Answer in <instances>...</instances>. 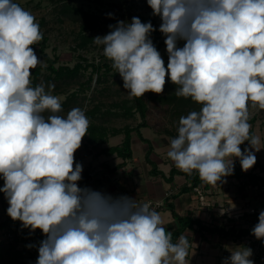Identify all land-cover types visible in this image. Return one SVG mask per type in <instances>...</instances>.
Wrapping results in <instances>:
<instances>
[{
    "label": "clouds",
    "instance_id": "obj_1",
    "mask_svg": "<svg viewBox=\"0 0 264 264\" xmlns=\"http://www.w3.org/2000/svg\"><path fill=\"white\" fill-rule=\"evenodd\" d=\"M146 2L161 20L166 67L150 38L157 30L151 21H117L93 42L103 46L129 98L163 93L167 77L177 97L201 105L179 118L167 152L176 168L211 185L233 174L236 159L248 171L257 162L251 149H261L250 134L249 109L264 110V0ZM42 39L30 11L0 0V193L13 221L45 236L35 264H190L187 237L173 243L149 203L79 186L83 165L75 152L90 122L79 107L59 115L61 98L44 84L31 86L42 63L31 46ZM251 234L264 241V210ZM252 256L251 248L236 246L221 264H255Z\"/></svg>",
    "mask_w": 264,
    "mask_h": 264
},
{
    "label": "rangeland",
    "instance_id": "obj_2",
    "mask_svg": "<svg viewBox=\"0 0 264 264\" xmlns=\"http://www.w3.org/2000/svg\"><path fill=\"white\" fill-rule=\"evenodd\" d=\"M14 2L30 11L39 23L41 32L48 36L45 45L47 55L40 49L41 41L31 46L38 59L42 61L40 65L47 66L48 59H55L56 66L62 64L74 66L77 62L84 64L93 62L98 65L112 64L103 55V46L96 45L93 38L107 34L110 31L109 25H115L120 20L130 22L132 17H139L142 22L151 21L157 30L151 34L150 38L153 44L158 47L157 50L161 53L164 62L168 60L164 43L165 37L159 31L161 20L152 15V9L147 5L146 0H14ZM66 6L72 9L65 12ZM84 12L88 13L89 17H96V23L91 27L84 25L86 22ZM109 13L113 14L112 17L108 16ZM181 42L183 43V41ZM49 74V70L43 69L38 83L45 85L46 92L60 97L61 103H66L65 106H62L63 111L58 113L59 115L66 118L71 109L81 108L90 122L89 125L101 124L108 128V139H111L108 146L122 144L125 128L140 127L143 136L149 139L152 144L150 160L146 155L149 149L148 143L139 138L137 131H133V156L127 160V163L136 162L139 172L144 171V174L150 178L149 180L156 182L154 184L163 183L166 188H170L166 189L165 195H173L188 184L184 174H176L172 182L167 181L166 178L170 176V171L175 166L167 156V152L170 150L171 139L178 135L179 118L186 116L191 111H198L201 105L192 101L191 98L177 97L175 94L177 85L170 79L166 77L163 93L146 92L143 95L147 107L145 117H143L137 108L136 98H129L127 90L123 88L122 78L113 68L110 70L101 69L99 81H97L98 73L94 72L91 66L82 69L80 76L71 82L50 78ZM90 76L93 78L87 83ZM82 83L85 84L84 89L81 87ZM49 84H54L55 88L48 89ZM74 92L77 94L74 95ZM92 110H94V114L90 115L89 112ZM249 111V123L252 126L250 134L259 137L260 143L256 147L261 149L258 152L251 149L256 154L257 162L248 172H255L264 177V110L250 108ZM47 114L45 113V115ZM88 136L87 134L84 136L82 143L86 141L85 138L88 140ZM84 144L88 148L89 142ZM92 145L93 151L97 150V145ZM242 145L244 148L250 147L247 141ZM138 160L139 163H137ZM152 161L156 163L159 170L164 172L166 178L162 174H149L154 167ZM78 162L80 161L78 160ZM239 166L240 162L236 159L234 171ZM148 168L151 169L148 170ZM224 181L223 183L218 182L217 185L202 182L200 186L192 190L191 193L196 197V199L194 197V212L198 217L205 223L225 225L226 228L233 224L237 225V228H245L250 222L258 223V216H253V212H250L251 215L248 214L246 217L241 215L256 207L264 210L262 186L253 185L248 180L232 176L225 177ZM2 186L3 179L0 178V187ZM145 200H140L139 204H143ZM7 208V200L3 193H0V221L9 217ZM169 209L171 210L170 207ZM12 233L13 235L7 233V236L1 234L0 244L5 245L12 242L16 238V233ZM30 233L32 235L28 236L30 238L26 245L33 244L35 246L29 249L23 240L17 243L16 250L26 248L25 257H20V260L25 259L28 264H35L38 258L39 242L45 236L39 229ZM224 238L229 240L228 245L231 247L228 250L233 251L236 246H246L254 251L253 237L249 234L237 237L232 234L217 233L212 235L211 239L217 244H222V242L225 243ZM220 252L223 254V250L220 249Z\"/></svg>",
    "mask_w": 264,
    "mask_h": 264
},
{
    "label": "trees",
    "instance_id": "obj_3",
    "mask_svg": "<svg viewBox=\"0 0 264 264\" xmlns=\"http://www.w3.org/2000/svg\"><path fill=\"white\" fill-rule=\"evenodd\" d=\"M65 12H67L68 10L72 9L69 6H66L65 8ZM84 17H85V27H91L92 25H94L96 23V17L88 16V13L84 12ZM43 33V32H42ZM48 40V36L46 34L43 33V39L41 40L42 44L40 46L41 51L45 54V45L46 42ZM183 43L180 41L178 42V47H182ZM157 49L158 47L155 46ZM84 60H86L85 58H82ZM49 64L47 66L45 65H39L37 66L33 71H32V75L30 77L31 79V86L35 87L37 85H40L39 79L40 76L42 75V71L43 69H47L50 71V74L48 75V77L53 78V79H57V80H64V81H68L71 82L73 79H76L80 76L81 70L82 69H87L90 66L93 67V71L98 73V80L99 81L101 79L100 77V71L101 69L105 68L106 70H110L112 68L111 64L108 63H104L102 65H98L96 63H87L84 64L83 62H77L74 66H70L68 64H62V65H58L56 66V60L54 59H48ZM167 61H165V67L167 66ZM93 76H90V79L88 82H90L92 80ZM84 83H82V89H84ZM77 94V92H74V95ZM137 100V108L138 110L141 112L142 116L145 117L146 114V104L143 100V96L140 98H136ZM66 103H62V106H65ZM90 115L94 114V110L89 112ZM144 125V124H143ZM145 126V125H144ZM108 128L106 126L103 125H98V124H90L87 130V135L88 136V142L91 144H102L104 142H106L108 140V132H107ZM125 136H124V140L122 142V144H118L115 146H110V147H104L102 149L103 153L106 154H117L121 157H123V159H129L132 158L133 156V149H132V137H133V131H137V134L139 136V138L143 141L148 143L149 145V149L146 153L147 158L150 160V154L152 153V144L150 143V140L145 138L141 132V128L140 127H136V128H132V127H127L125 128ZM242 151L244 149V145L240 146ZM153 162V161H152ZM154 165L153 169L151 170V174L152 175H159L162 174L165 178L166 176L164 175V172L162 170H159L156 166V163L153 162L152 163ZM120 166V165H119ZM118 166V167H119ZM115 170V169H114ZM112 170V171H114ZM108 170L105 169V171H101V176L95 177L94 179H104L105 176L107 175ZM176 174H184L186 176L187 179V183L186 185H184L178 192H176L173 195H169L167 197H165V205L167 204L173 213V216L178 220V227L176 228V230L173 232L172 234V242L176 243L178 241V238L183 234V232L190 228V229H195L197 231H199L202 235V237L204 239H206V233H212V234H226V235H235L237 237L240 236H244V235H251V230L254 227V224L252 222H250V224L246 227V228H237L236 225H231L229 226V228H226L227 226L225 225H216V224H210V223H205L200 217H194L191 214H187V215H180L173 202H168V199L171 197H178L181 194L187 193L191 190H193L194 188L198 187L201 185V183L203 182L198 173L193 171V173L191 175H188L186 173H184L181 170H178V168H176L175 166H173V168L170 171V176H168L166 179L168 182H172L174 180V177ZM232 177H238V178H242L245 180H248V182L252 183L253 185H257V186H262V188H264V177L260 176L259 174L255 173V172H248V171H242L241 166L237 167V169L233 172L232 175H230ZM91 177V174L88 170L85 171L84 175L82 176V180L80 181L81 184L86 185L89 182V179ZM263 193V192H261ZM167 200V201H166ZM257 208V207H256ZM251 215L249 212H244V214L242 215L243 217H246V215ZM258 213H253V216H258ZM3 230H8L11 232H15L16 233V238L12 241V242H8L7 244H0V264H28V262L23 259L20 260V257H25L24 253L25 251H27V249H23V250H16V245L17 243H19L20 241H25V245L27 243L28 236H31L32 234L30 233V230L27 228H22L21 227V223L19 221H13L10 217H6L3 220L0 221V231ZM18 232L22 233V236H18ZM1 235V233H0ZM22 259V258H21ZM255 264H260L261 262L264 261V256L262 255H258L257 257H255L254 259Z\"/></svg>",
    "mask_w": 264,
    "mask_h": 264
},
{
    "label": "crops",
    "instance_id": "obj_4",
    "mask_svg": "<svg viewBox=\"0 0 264 264\" xmlns=\"http://www.w3.org/2000/svg\"><path fill=\"white\" fill-rule=\"evenodd\" d=\"M85 140V142L88 143L86 138ZM110 140L111 139H108L106 142L98 144L97 150L94 151L92 144L89 143L87 148V145H85L84 142L81 145L83 149L80 147L75 152V161L83 165L82 176L86 170H88L90 173L93 171H98L96 177L101 176V171H105V169L108 170V173L104 179H94L91 175L89 182L86 185L81 184L79 181V186H87L94 190L105 191L114 197L126 195L136 199L138 204L140 203V200L144 199L165 200V192L167 191L166 189L170 188H166L163 183H159L158 185L154 184L156 182L149 180L150 178L144 174V171L139 172L140 170L137 168L136 162L127 163L128 159H123V157L117 155L116 153L109 155L103 153L102 149L104 147H110L107 145ZM133 143L134 140L132 137V144ZM78 160L80 162H78ZM137 163H139V160ZM134 164L136 165L134 166ZM150 169L151 168H148V170ZM149 174L151 175V173ZM191 192L192 190L181 194L176 198H169L168 202L174 203V206L180 215L191 214L194 217H198L196 212H194L195 196H193ZM158 213L161 215L162 226L165 227L166 231H171L173 234L179 223L178 220L173 216L169 206L166 204L164 207L158 210ZM183 235L187 237L190 245L187 257V260L190 262V264H221V261L224 258L231 255V250H228V248L230 249L231 246L228 245L229 240L226 238L223 239L225 243L222 242V244H217L211 239L212 235L215 234L207 232L205 234L206 239H204L199 231L190 228L186 229L183 232ZM220 249L223 250V254H221ZM262 263L264 264V261L261 262V264Z\"/></svg>",
    "mask_w": 264,
    "mask_h": 264
},
{
    "label": "built area",
    "instance_id": "obj_5",
    "mask_svg": "<svg viewBox=\"0 0 264 264\" xmlns=\"http://www.w3.org/2000/svg\"><path fill=\"white\" fill-rule=\"evenodd\" d=\"M97 172L98 171H93V172H91L90 174L92 175V177L93 178H95L96 176H97ZM262 192H263V194H264V188H262V190H261ZM170 194H167L166 195V197L167 196H169ZM144 203H149V205H150V207L152 208V209H154L155 211H156V209H157V211H158V209L159 208H161V207H164L165 206V200L164 199H158V200H148V201H145ZM261 210L259 209V208H253V210H249V211H246V212H253V213H258L259 214V212H260ZM244 214V213H243ZM242 214V215H243ZM241 215V216H242ZM257 224V223H256ZM255 225V224H254ZM0 233L2 234V235H8L7 233H11L12 235H13V233L11 232V231H8V230H3V231H0ZM18 236H22V233L21 232H18V234H17ZM252 237H253V244H254V251H253V256L251 257V258H255V257H257L258 255H262V256H264V241H262V240H257L256 238H255V236H253L252 235Z\"/></svg>",
    "mask_w": 264,
    "mask_h": 264
}]
</instances>
